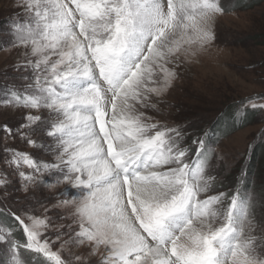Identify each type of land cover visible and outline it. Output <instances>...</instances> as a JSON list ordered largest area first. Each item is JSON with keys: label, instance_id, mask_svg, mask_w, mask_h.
I'll return each mask as SVG.
<instances>
[{"label": "snow or ice", "instance_id": "obj_1", "mask_svg": "<svg viewBox=\"0 0 264 264\" xmlns=\"http://www.w3.org/2000/svg\"><path fill=\"white\" fill-rule=\"evenodd\" d=\"M16 7L5 43L17 76L0 99V264H264V219L239 188L247 172L221 191L209 132L189 141L186 125L149 115L210 49L220 0ZM255 99L237 118L264 114Z\"/></svg>", "mask_w": 264, "mask_h": 264}, {"label": "rangeland", "instance_id": "obj_2", "mask_svg": "<svg viewBox=\"0 0 264 264\" xmlns=\"http://www.w3.org/2000/svg\"><path fill=\"white\" fill-rule=\"evenodd\" d=\"M220 3L225 11L215 19V39L210 49L182 73L165 97L161 111L149 115L168 125H186L189 141L207 130L209 145L223 158L215 162L223 182L220 190H234L243 168L247 172V184L241 183L239 188L255 194L257 218L264 219V208L259 203L264 200V151L260 150L264 148L260 136L264 133V114L256 110L258 115L244 127L236 116L242 101L256 98V103H264L259 99L264 97V0H220ZM18 12L16 0H0V99L3 85L17 76L12 69L17 50L9 49L5 42L9 39L10 17ZM232 114L234 119L229 117ZM220 123L226 125L218 127ZM15 146L33 151L20 143ZM49 194L46 189L42 193ZM24 195L13 193L16 197ZM4 259L0 252V261Z\"/></svg>", "mask_w": 264, "mask_h": 264}, {"label": "trees", "instance_id": "obj_3", "mask_svg": "<svg viewBox=\"0 0 264 264\" xmlns=\"http://www.w3.org/2000/svg\"><path fill=\"white\" fill-rule=\"evenodd\" d=\"M230 110H227V113L229 112ZM229 113H231V112H229ZM258 115V112L256 111V110H252V111H249V110H247V116H246V119H243V118H239V121H240V125H241V127H244V126H246V125H250L251 123H252V120L254 119V117L255 116H257ZM233 116H234V114H232L231 116H229V117H231V119H234L233 118ZM225 119V118H224ZM231 121H233V120H231ZM224 122V121H223ZM229 123H231V122H229ZM224 126L226 125L225 123H222ZM221 123L218 125V127L219 126H222V128L224 127L223 125H222ZM261 150V153L264 151V148H261L260 149ZM260 156V151L258 152L257 151V157H259Z\"/></svg>", "mask_w": 264, "mask_h": 264}]
</instances>
